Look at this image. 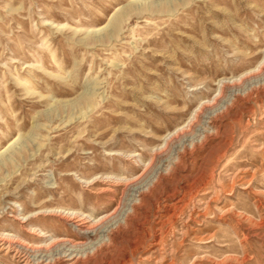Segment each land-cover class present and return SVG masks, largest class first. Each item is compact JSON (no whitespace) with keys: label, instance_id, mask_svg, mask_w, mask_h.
<instances>
[{"label":"rangeland","instance_id":"1","mask_svg":"<svg viewBox=\"0 0 264 264\" xmlns=\"http://www.w3.org/2000/svg\"><path fill=\"white\" fill-rule=\"evenodd\" d=\"M0 264H264V0H0Z\"/></svg>","mask_w":264,"mask_h":264}]
</instances>
